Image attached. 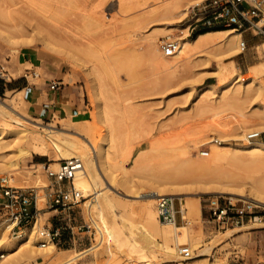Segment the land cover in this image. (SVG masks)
<instances>
[{
  "label": "rangeland",
  "instance_id": "1",
  "mask_svg": "<svg viewBox=\"0 0 264 264\" xmlns=\"http://www.w3.org/2000/svg\"><path fill=\"white\" fill-rule=\"evenodd\" d=\"M7 1L0 0L2 27L9 24L6 17L12 15V10L17 7L39 2L45 3L41 5L42 8L49 10L57 3V0H15L17 7H12L13 1ZM203 1L185 0V5L179 6L170 16L164 12L166 0H131L129 3L122 0H66L65 3L71 5L70 11L64 17L59 16V19L73 22L79 39L92 44V49L71 47L77 51L74 57L67 50L61 54L47 48L34 33L28 37L16 36L20 42L16 46L0 35V84L18 79L15 82L18 86L29 88L28 94L24 95L19 93L20 89L0 95L1 106L7 113L6 120L8 117V122L14 128L27 127L30 131H38L48 147L46 156L33 152L25 155L27 153L20 150H32V146L11 141L0 151L2 166L7 168L0 171V177H7L15 187L39 188L38 205L42 210L36 230L32 231L36 233L44 226L54 227L57 223L58 216L54 215L58 212H50L53 210L46 206L44 190L50 183L45 165L57 171L68 160L55 144L57 137L81 142L91 154L96 175L101 177L102 186L95 188L91 182L89 197L81 194V200L71 209V220L64 222L67 230L63 236L69 243L64 246L53 243V254L38 261L39 264H264V205L227 193L218 194L215 193L216 189L205 191L204 186L198 183L219 180L222 172L242 178L247 184L264 177V168H252L251 160L247 158L235 159L231 155H224L208 159L212 155V144L209 143L213 140L211 135L222 144L244 145L248 141L239 138L241 127L245 126L246 121H251L250 116L254 115L257 119L262 114L258 106L264 101V35L256 29L235 31L242 33L240 41L246 42V49L234 56L221 55L218 58L222 60L218 63L206 61L203 57L207 52L199 51L183 54L178 61L165 57L162 48L165 42H178L180 46L182 37L195 38L189 36V28L203 16L197 7ZM259 18L260 21L263 19L259 26H264V6ZM95 21H100L101 26H95L98 25ZM108 54L114 64L110 62L111 65L104 66L103 61ZM158 59L167 61L168 68H172L165 72L164 78L158 77ZM91 66L97 69L96 76L100 75L98 78H101L100 99L95 92L98 88L96 76L88 70ZM52 72L61 77L54 81L63 82L78 91L79 107L74 113L44 114L33 108L30 95H35L36 99L45 95V78ZM249 73L254 74V83L244 91V81L250 76ZM237 75H241L243 81L239 88L240 98L239 89L227 85ZM236 89L238 93H235ZM229 100H233L234 104ZM237 102L242 114L235 106ZM256 119L250 122L252 129H248V133L255 130L253 128L259 123H255L258 121ZM6 120L0 115V125L9 128ZM212 124L216 127L226 125L225 136L231 139H220L218 132L213 133L216 129ZM102 146L106 148L103 154L106 153L108 173L100 162L99 149ZM203 151H208L209 155L202 156ZM12 159L18 162L14 168L9 166ZM185 159L190 165L188 172L175 175L174 168ZM110 172H113L114 179H111ZM173 175L183 180L185 189L172 191L165 197L175 199L179 233L191 227V242L201 246L195 252L187 243L182 242L180 247L189 248L192 256L200 250L205 251L194 259L185 260L183 253L182 260L170 259L163 248L153 247L143 252L136 249L143 243L144 228L151 232L156 243H164L157 227L168 226L162 225L164 221L159 218L158 201L161 197L149 196L156 193L152 186L156 180L167 181ZM224 178L222 181H225ZM73 184L76 187V181L64 183L63 186L71 188ZM248 189L249 185L243 188L246 196L250 194ZM98 190L108 194L112 201L113 208L107 211L109 223H120L123 236L133 243L132 246L125 244L126 247H119L109 231L99 224L90 204ZM217 198L223 206L234 205V211L251 204L258 217L239 225L220 227L210 207V201ZM197 200L200 201V217H193V224L189 226L188 216L182 207ZM149 204H152L156 214V226L144 212ZM0 229L5 231L4 237L0 238V255H4L0 261H4L16 252L15 248L3 251L9 248L16 236L9 229ZM72 231L77 237L76 243L70 241ZM21 264L37 263L25 259Z\"/></svg>",
  "mask_w": 264,
  "mask_h": 264
},
{
  "label": "bare ground",
  "instance_id": "2",
  "mask_svg": "<svg viewBox=\"0 0 264 264\" xmlns=\"http://www.w3.org/2000/svg\"><path fill=\"white\" fill-rule=\"evenodd\" d=\"M12 1H11L12 2L11 6L17 7V2L15 0H12ZM33 1H36V0H33ZM65 1L66 0H57V3H55L51 7V9H49V10L42 8L41 5H45V3L40 4L38 1H37L38 3L33 2L32 4H28L27 6H22L19 8L17 7L15 9H13L12 12H14V13H12V15L9 13L10 14L9 17H6L9 20V24H7L6 26H3V27L0 26V35L4 36L5 39L8 41V43H11L12 45L16 46V45H20L19 38L17 40L15 38L16 36L20 35V36H24V37L27 36L28 37V35H30V34L32 35V33H34V35H37L41 38V40L43 41V43L45 44V46L47 48H49L51 50H56L58 53H61V54L63 53V50H67L71 54V55L70 54L69 55L72 57L77 55V51H75L74 49H70L71 47L77 48V46L78 47L82 46L85 49L86 48L92 49L91 42L87 43V41L85 42V41H81L82 39L81 40L79 39L80 35L75 30L73 22H71V21H65L64 22V21H61L59 19V16L64 17V15H66V13L70 11L71 5H69L68 3H65ZM122 1L129 3V1H131V0H122ZM6 2L8 3L7 0H6ZM9 5H10V3H9ZM184 5H185V0H166L165 6H164L166 8L164 9V12L169 14L170 16H173L174 10L179 8V6L181 7ZM95 22H96L95 24L98 23V25H95V26H101L100 21H95ZM20 36H18V37H20ZM30 38H31V36H30ZM15 39L17 40V42ZM240 39H241V35L238 34L237 32H235V30H218V31L217 30H212V31L208 30V32L205 31V32L198 34L194 39H187L186 37H182L181 42H180V46H179L178 42L176 44V50H175L174 54L172 56H166V55H164V56L170 57L171 59H175V60L177 59V61H178L179 57L183 56V54H189V53L194 54V53H197L198 51L199 52H205V54H206V52H207L206 57H203V58H205L206 61L213 60L214 62L218 63L222 60V59L220 60L218 58V57H221V55L222 56L224 55V57L225 56H227V57L234 56L243 49L242 41H240ZM18 42H19V44H18ZM25 44H27V43H25ZM74 45H75V47H74ZM155 49H156V47H155ZM108 55H109L108 58H105V60L103 61L104 66H108L110 64V62L113 63V60L110 57V54H108ZM184 58H187V57L184 56ZM119 62H121V61H119ZM166 62H164V60L161 59L157 63V66H158L157 69L160 70V72H159L160 76H158L159 78H161V77L164 78L166 76L165 72L172 69L170 67L168 68V64H166ZM175 62H174V66H175ZM88 70L91 72L90 73L91 75L93 74V76H94V74H95V76H96V70L97 69H95L94 66L89 67ZM160 73H162V75ZM98 76H100V75H98ZM98 76H96V78H95V81L97 80L96 81L97 84L96 83L95 84L98 86V88H97V90H95V92L97 94L96 96H98V98H99V96H102V89L100 88L101 87V83H100L101 78L99 77L100 78L99 79ZM241 78H242L241 75H237L230 83H227V85L231 86L234 89L235 88L239 89V88H241L240 85L243 84V81ZM93 82H94V80H93ZM253 83H254V74L253 75L250 74V76H247L246 81H244V84H245L244 91H245V89L247 90L249 85H252ZM94 88H96V87H94ZM238 89L235 90L236 91L235 93L239 92L238 98H240L241 97L240 96L241 89H239L240 91ZM237 90H238V92H237ZM242 91H243V89H242ZM109 94H110V92H109ZM242 95H245V93L242 92ZM231 99H233V97ZM234 99H235V97H234ZM236 101H239V99H236ZM229 102H233V100L232 101L229 100ZM233 104H234V102H233ZM1 105L2 104L0 103V115L6 120V114L7 113L2 108ZM236 105L238 106V108L240 107L239 106L240 104L238 102L235 104V106ZM101 107H103V106H101ZM258 107H259L260 111L262 112V114H260V116L257 117V119L255 118L254 115L250 116L249 120L251 119V121H246L245 126L241 127V129H240L239 138L242 140H247L248 142L244 145H241L242 143L241 144H231V143H223L222 144V143L218 142L219 139H216L213 135H211L213 140H210L209 143L212 144V155L208 159H215V158H219V157L224 156V155H231L235 159L247 158V159L251 160L250 166H252V168H257V167L264 168V163H262V162H264V141H262L261 139H255V140L248 139L249 134L264 131V122H262V120L264 121V101L260 102ZM238 108L236 107L237 110H238ZM100 112L102 115L103 108L101 109ZM239 112H240V114H242V109L240 111V108H239ZM103 116H104V114H103ZM101 118H104V117H101ZM253 119L258 120L257 122H255L256 124L258 122L259 123L257 124V126H255V128H253V129H255L254 131L248 133L247 130L252 129V127H250V125H251L250 122H253L252 121ZM8 121L9 120L7 117L6 122L8 123L7 125L9 128H5V126L0 125V151L2 149H4L5 147H7L11 141H15V142L17 141V142H20V144L22 142V143H24L23 145H25V143H27L28 145L32 146V150H30L28 148H23V147H22L23 149H21V150L19 149L20 151L27 153V154L24 153L25 155H29L28 153H31V152L36 153L38 155H47L48 154V147L45 143L46 140L44 141V139L42 138L43 136H41V134L38 131H30L27 127H17V128L15 127L14 128L12 126V124ZM216 124L217 123H215L214 125H216ZM214 125H213V127H215L216 131L213 133L217 134V132H218L220 139H222L223 141L231 139V138L225 136L227 134L226 133L227 129L225 128L226 125H225V127H216ZM37 126H39V125H37ZM221 126H222V124H221ZM211 128L212 127L210 126L209 129L211 130ZM219 132H220V134H219ZM83 140H85V139H83ZM55 144L58 148L61 149V151H63L64 155L68 157L67 158L68 160L78 159V160L82 161V169H80L78 171V173L76 174V178H75L76 187H77L76 189L78 190L79 193L83 194L84 197H89V195H90L89 192H90V189L92 188V186H95V188L102 186V185H100L101 180L99 179L101 177L98 178V176L96 175L97 172L95 173V166H94V162H93V159L91 157V154L88 153V150H86V148L83 147L81 142L79 143L76 140L57 137L55 139ZM104 149H106L104 146L100 147L99 157H100V162H101L103 169L107 172L108 171V168L106 166L107 161L105 162V154L106 153L103 154ZM21 155H23V154H21ZM16 158H17V156H16ZM2 164L3 163L0 161V171H4L7 169L4 166H2ZM17 165H18V162L16 160L13 161V159L9 163V166L13 167V168L16 167ZM96 166H98V165H96ZM188 168H190V165H189L188 161L185 159L182 161V163H180L179 165H177L174 168L175 175L181 176V175L186 174V172H188ZM207 171L212 173V171L210 169H207ZM109 175L111 176V179H114L113 172H110ZM175 175H173L171 177V179H169L167 181H164V179L156 180L155 183L152 184L153 188L156 189V193L152 194L149 197H152V198L165 197V196H169L168 194H170V192H172V191H177L179 189H185L182 186V185H184L183 180L180 179L179 177L174 178ZM231 175H232L231 173H223L222 172L221 175L218 177L219 180L218 179L217 180L212 179L210 181H202V182L197 181V182L201 183L204 186V187L203 186L202 187H203V189H205V191H208L211 189H213V190L216 189L215 193H218V194L227 193V194L234 195L235 197L239 196V197H243V198H246L249 200L251 199L257 203L264 205V177L253 180L251 183L247 184L242 178H235V177H232ZM224 176L227 177L226 180H225ZM223 178L225 181H222ZM91 182L94 185L91 186V184H90ZM124 184L127 185L128 183L124 182ZM212 184L213 185L215 184V186H212ZM245 185H249L248 190L250 191V194L248 196H246L243 192V188ZM225 190L226 191L228 190V191L226 192ZM249 191H248V193H249ZM95 195H96L95 199L92 201L90 200L91 201L90 204H91V209L95 212V214H97L96 217H97V220H99L98 221L99 224H101L104 227L103 229H107L109 231L110 236L112 237V239H114L118 243L119 247H121L122 245H124L125 247L127 245L132 246L133 243L127 237L123 236L124 234H123L122 227L119 225L120 223L117 224V223H115L116 222L115 221L114 224H110L108 221L107 211H109L110 209L113 208L112 201L108 197V194L101 193V190L100 191L98 190V191H96ZM158 202H160V198H159ZM182 210L184 211V214L188 216V225L191 226L193 224V217H200V201L197 200V202L195 201L192 203H188L186 206L182 207ZM158 211H159V209H158ZM144 212H145V215L148 217V219L153 223V225L156 226L157 225L156 214L152 208V204L145 206ZM159 218H160V216H159ZM161 223H162V225H168L165 227H161V226L157 225L159 232L163 236L164 243L161 245L156 243L151 232H149V230L144 228V230H142V241H143V243L138 245V247H136V249L138 251L143 252L145 250H151L153 247L163 248L167 251L170 259L179 261V260H182L181 253H182V250L185 248V247L184 248L180 247L181 246L180 244L182 242L187 243L188 245H191L193 252H195L197 249L201 248L199 243L194 244L191 242V238H190V234H189V230L191 229V227L186 228L185 230H182V232L180 234L178 227H177L175 222H161ZM4 225L5 224H1L0 227L9 229L8 226H6V225L4 226ZM35 228H36V226H35ZM35 228H31L29 230H26L21 235L14 237V239L11 240L12 244H10L9 248H7L6 250H3V251H9L10 248H15L16 252H15V254H13V256L11 258H8L4 261H0V264H21V262H23V260H25V259L34 260V261H36L37 264H39L38 261L45 259L48 255L53 254V252L55 250V246L52 242H50L49 245H47L46 247H42V246H39L36 244V241L32 237V236H34L32 234V232H34V231H32V230L33 229L36 230ZM4 232L5 231L3 229H0V238L4 237ZM125 244H127V245H125ZM136 244H139V243H136ZM129 249L131 250V248H129ZM204 252H205L204 250H200L199 252L194 253L192 258H189V259H194L196 257H200L201 255L204 254ZM184 259L188 260L185 257H184Z\"/></svg>",
  "mask_w": 264,
  "mask_h": 264
},
{
  "label": "built area",
  "instance_id": "3",
  "mask_svg": "<svg viewBox=\"0 0 264 264\" xmlns=\"http://www.w3.org/2000/svg\"><path fill=\"white\" fill-rule=\"evenodd\" d=\"M243 4L247 5L244 7ZM264 0H204L197 5L202 13L200 19L195 20L190 25L189 36L196 37L198 34L208 30H235L245 31L246 29H256L264 35V27L259 26ZM258 19V20H257ZM243 50L246 49V42H242ZM163 53L172 56L176 50V44L165 42L162 45ZM57 83H52L50 88L56 90ZM264 132H256L248 135V139H261ZM202 156H208V151H203ZM82 169V162L78 159L65 161L57 171H53L50 165H45V171L49 178V185L44 187L46 206L49 209H59L65 212L67 220H71V209L78 203L82 196L75 185L65 188L64 183L75 181L76 174ZM39 188H19L10 184L7 177H0V223L9 227L13 236H19L27 229L35 228L40 217L38 199ZM210 207L214 215V220L220 225H234L244 223L246 220L256 219L258 216L253 211V205L238 208L234 205L223 206L221 201L212 199ZM160 219L164 222L177 223L175 210V199L161 197L158 205ZM67 230L63 227L44 226L35 233L36 244L46 247L50 242L56 246H64L67 240L64 233ZM73 232V231H72ZM71 232L72 243L77 242L75 233ZM182 253L187 259L192 257L189 248H184ZM4 255H0V260Z\"/></svg>",
  "mask_w": 264,
  "mask_h": 264
},
{
  "label": "crops",
  "instance_id": "4",
  "mask_svg": "<svg viewBox=\"0 0 264 264\" xmlns=\"http://www.w3.org/2000/svg\"><path fill=\"white\" fill-rule=\"evenodd\" d=\"M243 6L247 7V5H245V4H243ZM247 30H249V29H246L243 32H246ZM56 78H61V77L55 76V72H52L50 74L48 73V77L45 78V80H46L45 95H42V97H39V98L37 97V99L35 98V95H30V97H31L30 100L33 103V108L35 110H39L41 113L44 112V114L45 113H50V114L60 113V114L64 115V114H69L71 112L74 113L79 107V104L77 101L78 91L75 88H72L68 85H64L63 82L54 81V80H56ZM17 81H18V79H14V81L12 80L9 83L8 82L1 83L0 84V95H4L7 91H13L16 89H20L21 91L19 93H22L23 95H24V93L28 94V92H29L28 86H23V85L18 86V84L15 83ZM49 82H51V83H49ZM11 83L14 85L12 86ZM52 83H57L59 85L56 90H52L51 88H47L48 86L50 87L52 85ZM261 140L264 141V134L262 135ZM42 156H46V155H42ZM51 210H53V211H50V212H58L57 213L58 215L57 214L54 215V217L58 216V219L56 220V222H57L56 226H54L53 228L65 226L64 222L68 221L67 215L65 214V212L62 210H59V209H51ZM201 216H202V210H201ZM232 231H234V230H232ZM64 239H66V238H64Z\"/></svg>",
  "mask_w": 264,
  "mask_h": 264
}]
</instances>
